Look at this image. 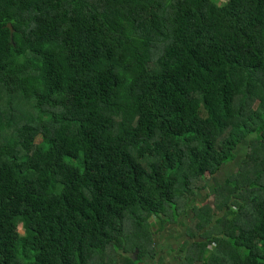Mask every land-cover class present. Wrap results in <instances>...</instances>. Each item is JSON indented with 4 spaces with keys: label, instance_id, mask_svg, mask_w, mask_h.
Returning a JSON list of instances; mask_svg holds the SVG:
<instances>
[{
    "label": "trees",
    "instance_id": "trees-1",
    "mask_svg": "<svg viewBox=\"0 0 264 264\" xmlns=\"http://www.w3.org/2000/svg\"><path fill=\"white\" fill-rule=\"evenodd\" d=\"M188 211L179 264H264V0H0V264H143Z\"/></svg>",
    "mask_w": 264,
    "mask_h": 264
},
{
    "label": "rangeland",
    "instance_id": "rangeland-1",
    "mask_svg": "<svg viewBox=\"0 0 264 264\" xmlns=\"http://www.w3.org/2000/svg\"><path fill=\"white\" fill-rule=\"evenodd\" d=\"M218 6L224 5L227 0H210ZM247 141H243L235 150L234 160L222 164L217 173L213 176L206 174L205 179L207 182V188L203 191H198L196 194V203L197 205L208 204L213 208V189L217 185L223 182V180L228 177L230 174L236 171L237 167L240 164L241 159L246 150ZM214 217H217L219 213L213 209ZM191 217V212L188 211L186 214H183L179 218V222L176 224L165 225L161 231L155 232L158 220L150 219V222L153 224V244L156 250L155 257L150 258L145 256L143 258V264H153L160 262V264H179V257L183 254L182 245L187 239L184 233V229L189 224V219ZM18 231L22 233L20 227V222L17 221ZM131 256V254H128Z\"/></svg>",
    "mask_w": 264,
    "mask_h": 264
},
{
    "label": "water",
    "instance_id": "water-1",
    "mask_svg": "<svg viewBox=\"0 0 264 264\" xmlns=\"http://www.w3.org/2000/svg\"><path fill=\"white\" fill-rule=\"evenodd\" d=\"M6 27L9 29V31H10V39H12L13 29H12V27H11V25L9 23L6 24Z\"/></svg>",
    "mask_w": 264,
    "mask_h": 264
}]
</instances>
